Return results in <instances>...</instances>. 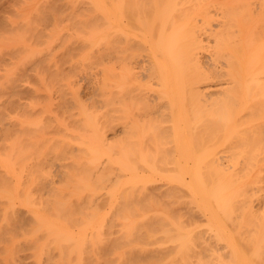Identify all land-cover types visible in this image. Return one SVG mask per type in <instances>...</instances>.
Segmentation results:
<instances>
[{
  "label": "bare ground",
  "instance_id": "6f19581e",
  "mask_svg": "<svg viewBox=\"0 0 264 264\" xmlns=\"http://www.w3.org/2000/svg\"><path fill=\"white\" fill-rule=\"evenodd\" d=\"M19 1L0 264H264V0Z\"/></svg>",
  "mask_w": 264,
  "mask_h": 264
},
{
  "label": "rangeland",
  "instance_id": "374dc122",
  "mask_svg": "<svg viewBox=\"0 0 264 264\" xmlns=\"http://www.w3.org/2000/svg\"><path fill=\"white\" fill-rule=\"evenodd\" d=\"M1 1V0H0ZM3 2V4H4V6L6 5L5 4V2H4V0H2ZM5 1H9L10 2V0H5ZM24 2L25 3V1L26 0H20L19 1V4L20 3H22V2ZM28 2H31V1H33V0H27ZM35 1V0H34ZM33 1V2H34ZM39 1V2H38ZM40 1H42V0H36L34 3H36V4H32V2L30 3V4H32V5H34L33 7H34V9L36 8V7H40ZM2 3H0L1 5L0 6H3V4ZM10 3H12V2H10ZM9 3V4H10ZM19 4H16L15 5V7H14V9H16V8H19L20 6H19ZM26 4H28L27 2L25 3V6H26ZM8 5V4H7ZM22 5H24V4H21V6ZM3 6V7H4ZM24 6V7H25ZM23 7V6H22ZM5 8V7H4ZM6 8L7 9H9L10 10V7H8V6H6ZM5 8V9H6ZM21 8V7H20ZM51 8V7H50ZM41 11H42V14H44V11H46V10H49V8L48 7H44L43 6V4L41 5V7L39 8ZM8 10V11H9ZM32 12H34L33 10H31ZM50 11H51V9H50ZM10 12V11H9ZM41 13V12H40ZM54 14H56V16H58V13H57V11H54ZM14 18H16V17H14ZM14 18H12V19H14ZM18 18V17H17ZM73 18H75V17H73ZM67 20H68V18H66ZM65 19V20H66ZM18 20L21 22V20L18 18ZM17 19H16V21H18ZM60 20V19H59ZM56 20V22H55V24H54V22L53 21H49V20H46L45 21V19L43 18V16H38V17H35V15L33 16V18H32V21H30V26H29V28H25L26 27V25L25 26H23L22 28L24 29H22V31H20V33L21 34H23V33H25V34H23V35H21V34H19V35H21V36H24V38H23V40H25V41H27V39L26 38H29L30 37V39L29 40H33L32 41V43H33V46L35 47V48H43V47H47L48 45H49V41H51L52 40V38L54 37V36H56V35H60V34H65V33H72V32H74V30L72 29V25H74V24H71V26L69 25L70 23H72L73 21H71V22H66L65 20L63 21V20ZM71 20V19H70ZM62 21V22H61ZM69 21V20H68ZM23 22H24V20H23ZM61 22V23H60ZM28 23V22H27ZM59 23V24H58ZM57 24V25H56ZM2 25V24H1ZM0 25V28H3L2 26ZM21 29V28H20ZM2 35V34H1ZM0 35V36H1ZM72 35H74V34H72ZM20 36V37H21ZM31 36L33 37V39H31ZM3 37V38H2ZM5 37V35L4 36H1V38H0V74H2L3 75V72L4 71H7V68H9V70H11V72H13V68L12 69H10L11 67H13V65H14V63H16V61L14 62L13 60H15V59H13V58H15V56H16V59L19 57V51L16 49V51H18V52H15L14 50H13V47H16V46H18L19 44H16L18 41H16V43L14 44L13 42L16 40V38H15V40L14 41H12L11 43H9V41L10 40H8V39H6V38H4ZM21 39V38H20ZM19 39V40H20ZM28 40V41H29ZM24 41V42H25ZM30 42V41H29ZM31 43V42H30ZM13 45H15V46H13ZM32 45V44H31ZM15 49V48H14ZM13 53H14V55L15 56H13L12 57V55H13ZM16 53V54H15ZM17 54H18V56H17ZM9 61V62H8ZM12 62H14L13 64H12V66L10 65V63H12ZM7 64H9V66L7 67ZM6 66V67H5ZM3 68H5V69H3ZM4 70V71H3ZM3 71V72H2ZM5 74H6V72H4ZM0 76V81L2 80L1 78L3 77V78H5V75H3V76ZM6 79V78H5ZM2 81H5L6 82V80H2ZM0 84H1V82H0ZM2 84H4V82H2ZM2 86V85H1ZM3 87V86H2ZM8 87V84H7V86H6V84H5V87L2 89V88H0V89H2V91L5 89V88H7ZM6 90V89H5ZM2 91H0V96H2V97H0V102H2L4 99L3 98H5L4 96H3V93H1ZM7 91V90H6ZM2 100V101H1ZM3 107V105L0 103V120H3V121H0V123L2 124V123H4V121H6V120H4V119H1L2 117H3V115H4V112H5V110H4V112H2V109H5L4 107ZM2 108V109H1ZM7 108H8V111H7ZM6 108V116L4 115V118L5 117H7V114L9 115L8 117H7V119H10V118H13L14 119V117L16 116L15 115V113H13V111H12V108H10V106H8ZM11 111V112H10ZM2 116V117H1ZM10 117V118H9ZM0 128H1V125H0ZM1 142V141H0ZM7 221H8V219H7ZM9 222L11 223V220L9 219ZM5 229L6 227H2V229ZM14 235H15V233H13V235H12V237H14ZM16 236V235H15Z\"/></svg>",
  "mask_w": 264,
  "mask_h": 264
}]
</instances>
